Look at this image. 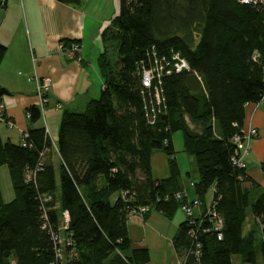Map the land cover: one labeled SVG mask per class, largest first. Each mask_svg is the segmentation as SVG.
<instances>
[{"label": "trees", "instance_id": "16d2710c", "mask_svg": "<svg viewBox=\"0 0 264 264\" xmlns=\"http://www.w3.org/2000/svg\"><path fill=\"white\" fill-rule=\"evenodd\" d=\"M101 35L105 86L83 109L61 110L58 165L49 158L44 126L28 127L25 144L0 137V165L7 166L13 190L6 201L0 189V264H55L63 210L77 264H145L148 249L131 244L126 220L139 205L168 218L179 209L173 193L186 182L175 155L176 130L194 160L193 195L203 209L212 198L222 219L220 238L217 230L202 229L204 216L190 241L184 216L173 238L181 262L185 256L184 264H234L238 255L243 264H256L259 254L264 264V188L231 159L245 103L263 94L264 0H119ZM151 45L160 52L173 48L189 64L163 77L164 105L152 121L153 96L139 72ZM5 49L0 43V60ZM5 92L0 86V96ZM27 112L34 121L39 106ZM154 149L165 154V175L152 172Z\"/></svg>", "mask_w": 264, "mask_h": 264}, {"label": "crops", "instance_id": "0c3cea01", "mask_svg": "<svg viewBox=\"0 0 264 264\" xmlns=\"http://www.w3.org/2000/svg\"><path fill=\"white\" fill-rule=\"evenodd\" d=\"M118 9L119 0H80L77 4L59 0H6V5L0 7V43L6 47L0 60V86L7 92L0 100L6 120L12 124L0 121L3 140L18 143L28 127L45 126L51 140L49 158L58 165L59 110L64 107L83 109L86 102L99 96L105 86L98 64L104 50L101 31ZM72 42L79 45L78 50L69 51ZM34 75L48 76L50 83L43 113L32 121L27 108L39 104ZM244 112L243 124L258 129L243 155L244 169L264 188V170L260 166L264 160V89L260 100L246 104ZM176 159L181 173L188 171L182 170L177 155ZM182 177L186 182L184 175ZM190 180L188 185L182 186L184 195L194 194ZM1 193L6 201L13 197L6 198L2 190ZM183 218L182 211L177 210L168 218L156 209L134 212L127 217L131 244L148 249L149 260L145 264L181 263L173 238Z\"/></svg>", "mask_w": 264, "mask_h": 264}, {"label": "built area", "instance_id": "2783aa9c", "mask_svg": "<svg viewBox=\"0 0 264 264\" xmlns=\"http://www.w3.org/2000/svg\"><path fill=\"white\" fill-rule=\"evenodd\" d=\"M243 2H251V3H259L262 0H241ZM79 45L76 42H72L69 45V51L78 50ZM259 56L258 52H254L252 58L256 60ZM182 70H189V64L184 56H182L179 51L169 48L166 52H160L156 49L154 45H151L146 49V59H141L139 61V72H140V80L141 84L144 88L150 90L153 96V100L151 102L150 110L152 114L149 115V119L152 121L158 112H160L163 108V89H162V79L165 75L170 74L172 72H178ZM35 80V89L36 93L39 96V112H42L47 100V91L50 83V78L48 76H37L34 75ZM245 104H248L246 102ZM5 120L8 125L12 124L10 120H6V115L4 112L3 104L0 101V121ZM46 133H48L47 128L44 126ZM258 133V129L251 125H242L240 132L235 133L232 136V140L234 142V153L231 155L232 161L238 167H244L243 155L248 151L252 141L256 137ZM27 136V131H23L22 139L20 140L21 144H25V140L23 137ZM30 176L28 172L26 174V178ZM175 197L180 201L179 208L183 212L185 216V222L187 224L188 233L191 239H195V229L200 225L202 218L207 216L208 223L205 226L203 224L202 229L209 230L214 229L217 230V237H221V224L222 219L217 214L215 209L212 207V198L206 204V208H201V201L198 197L194 195L187 194L182 197L180 192L175 193ZM149 209L147 205H139L137 207L131 208L130 213L134 214L135 211H146ZM68 212L67 210L62 211V218L60 222L59 228L63 231H56V245L54 256L57 261L55 264H77V250L74 247V243L71 240L70 234L71 231L66 230L68 228ZM66 230V231H65ZM65 232L69 236H65ZM190 248V247H189ZM189 250V249H188ZM196 259H199L200 256V243L196 241L193 246L192 251ZM185 256L182 258L181 264H184L183 260Z\"/></svg>", "mask_w": 264, "mask_h": 264}, {"label": "rangeland", "instance_id": "374dc122", "mask_svg": "<svg viewBox=\"0 0 264 264\" xmlns=\"http://www.w3.org/2000/svg\"><path fill=\"white\" fill-rule=\"evenodd\" d=\"M80 109H82V108H80ZM59 111L61 112V109ZM190 125H192V124L190 123ZM173 140H174V147L176 150L175 155H177L180 158V166H181L182 170L183 171L184 170L189 171L188 176L185 175L186 174L185 172H183V174H182L185 177L186 185H188V181L190 179L197 177L195 169H194V160H193V157L191 155L183 152L181 149L182 134H181L180 130H176L173 133ZM151 164H152V169H153L154 175L161 176V175L166 174L167 171H166L165 154L160 149H154L153 150L152 156H151ZM2 169L5 172H3ZM189 184H190V182H189ZM0 186H1V190L3 192L4 197L10 198L13 196V190H12V186H11L10 177L8 174L7 166L5 164H3L2 167H0ZM149 210H151V208H149L147 211H149ZM147 211H145L144 213H146ZM180 211L181 210L179 208L178 212H180ZM249 217H251L250 214H249ZM250 222H251V219L247 218L246 222L244 223V227L247 228L249 226ZM233 260H234V264H243L239 260L238 255H234ZM256 264H261V259H260L259 254H257Z\"/></svg>", "mask_w": 264, "mask_h": 264}, {"label": "bare ground", "instance_id": "6f19581e", "mask_svg": "<svg viewBox=\"0 0 264 264\" xmlns=\"http://www.w3.org/2000/svg\"><path fill=\"white\" fill-rule=\"evenodd\" d=\"M102 55V54H101ZM1 101V100H0ZM45 108V107H44ZM43 113V112H42ZM193 184H194V180L192 179V180H190V186L192 185L193 186ZM176 192H180L181 194H182V197H184L185 195H184V191H183V189H181V190H178V191H176ZM176 192H174L173 193V195H174V197H175V193ZM176 198V197H175ZM204 208H206V206L204 207ZM148 210V209H147ZM146 210V211H147ZM135 212H140V213H142V212H145V211H135ZM69 216V215H68Z\"/></svg>", "mask_w": 264, "mask_h": 264}]
</instances>
